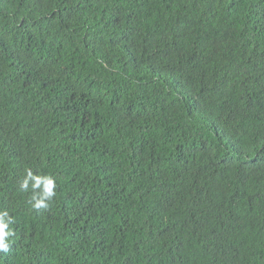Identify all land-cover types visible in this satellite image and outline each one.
Wrapping results in <instances>:
<instances>
[{
	"label": "trees",
	"instance_id": "16d2710c",
	"mask_svg": "<svg viewBox=\"0 0 264 264\" xmlns=\"http://www.w3.org/2000/svg\"><path fill=\"white\" fill-rule=\"evenodd\" d=\"M0 209V264H264V0H0Z\"/></svg>",
	"mask_w": 264,
	"mask_h": 264
},
{
	"label": "clouds",
	"instance_id": "9594fccd",
	"mask_svg": "<svg viewBox=\"0 0 264 264\" xmlns=\"http://www.w3.org/2000/svg\"><path fill=\"white\" fill-rule=\"evenodd\" d=\"M19 191L30 192L29 204L39 212L47 209L57 195V180L51 174H40L31 168L25 170L24 178L19 182ZM15 218L7 209H0V252H8L12 237L15 235L12 226Z\"/></svg>",
	"mask_w": 264,
	"mask_h": 264
}]
</instances>
